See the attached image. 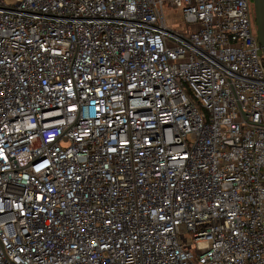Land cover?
Masks as SVG:
<instances>
[{
  "label": "built area",
  "instance_id": "1",
  "mask_svg": "<svg viewBox=\"0 0 264 264\" xmlns=\"http://www.w3.org/2000/svg\"><path fill=\"white\" fill-rule=\"evenodd\" d=\"M254 20L252 0H0V264H264Z\"/></svg>",
  "mask_w": 264,
  "mask_h": 264
},
{
  "label": "water",
  "instance_id": "2",
  "mask_svg": "<svg viewBox=\"0 0 264 264\" xmlns=\"http://www.w3.org/2000/svg\"><path fill=\"white\" fill-rule=\"evenodd\" d=\"M252 2L258 41L264 58V0H252Z\"/></svg>",
  "mask_w": 264,
  "mask_h": 264
},
{
  "label": "rangeland",
  "instance_id": "3",
  "mask_svg": "<svg viewBox=\"0 0 264 264\" xmlns=\"http://www.w3.org/2000/svg\"><path fill=\"white\" fill-rule=\"evenodd\" d=\"M165 16L167 20L168 27L173 30H179L183 27V19L180 10H172L168 7L165 8ZM253 20V17H252ZM254 34L257 33L256 29H253Z\"/></svg>",
  "mask_w": 264,
  "mask_h": 264
},
{
  "label": "trees",
  "instance_id": "4",
  "mask_svg": "<svg viewBox=\"0 0 264 264\" xmlns=\"http://www.w3.org/2000/svg\"><path fill=\"white\" fill-rule=\"evenodd\" d=\"M254 22H255V20H254ZM255 26H256V23H255Z\"/></svg>",
  "mask_w": 264,
  "mask_h": 264
}]
</instances>
